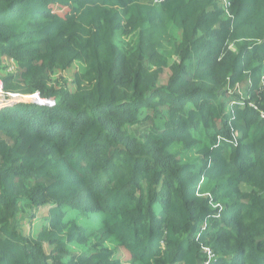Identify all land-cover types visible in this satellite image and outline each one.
Returning a JSON list of instances; mask_svg holds the SVG:
<instances>
[{
    "label": "trees",
    "instance_id": "trees-1",
    "mask_svg": "<svg viewBox=\"0 0 264 264\" xmlns=\"http://www.w3.org/2000/svg\"><path fill=\"white\" fill-rule=\"evenodd\" d=\"M224 2L0 0L49 101L0 108V264H264V0Z\"/></svg>",
    "mask_w": 264,
    "mask_h": 264
},
{
    "label": "rangeland",
    "instance_id": "rangeland-1",
    "mask_svg": "<svg viewBox=\"0 0 264 264\" xmlns=\"http://www.w3.org/2000/svg\"><path fill=\"white\" fill-rule=\"evenodd\" d=\"M55 11L57 12V13H64L65 11H66V9L65 8H55ZM118 42L120 43V44H122V45H124V46H129V44H131L132 43V35H127V34H124V33H119L118 34ZM78 69V65H77V63H75L71 68H70V70L69 71H67V72H65V73H63V75L65 76V77H68V86H70V87H73V85L71 84V75L73 74V72L75 71V70H77ZM20 95H22V94H20ZM8 97H9V95H8ZM6 98V100L8 99L7 98V95L6 94H4L3 96H1L0 97V108H2V107H4L6 104L3 102L4 101V99ZM21 99H23V100H28V101H30L31 99L28 97V96H23V97H21ZM114 243V242H113ZM113 244H110V245H108V246H112ZM120 252H123L122 251V249H120ZM117 256V255H116Z\"/></svg>",
    "mask_w": 264,
    "mask_h": 264
},
{
    "label": "clouds",
    "instance_id": "clouds-1",
    "mask_svg": "<svg viewBox=\"0 0 264 264\" xmlns=\"http://www.w3.org/2000/svg\"><path fill=\"white\" fill-rule=\"evenodd\" d=\"M222 2L223 3H225L224 2V0H222ZM1 81V80H0ZM10 94H14L16 97H12ZM38 93H34V94H30V95H20V94H16V93H7L6 95H7V100H6V98L4 99V103L6 104L5 106H9V105H12L13 103L12 102H9V100L10 99H16V98H21V97H23V96H28L29 98H30V96H34V95H37ZM8 95H9V97H8ZM40 100L42 101V102H40ZM16 103V102H15ZM34 103H37V104H48L49 103V101L47 100V99H44V98H40L39 96H38V99H37V101H35ZM208 257V256H207ZM208 259V258H207ZM210 259V258H209ZM203 264H204V262H203Z\"/></svg>",
    "mask_w": 264,
    "mask_h": 264
},
{
    "label": "built area",
    "instance_id": "built-area-1",
    "mask_svg": "<svg viewBox=\"0 0 264 264\" xmlns=\"http://www.w3.org/2000/svg\"><path fill=\"white\" fill-rule=\"evenodd\" d=\"M263 79H264V73H263ZM5 93H4V91H3V88H2V82L0 81V97L1 96H3ZM11 96H14V94H10ZM40 102H42L41 100H40ZM255 108V107H254ZM256 109V108H255ZM258 113H259V116L262 118V119H264V109H260V110H258ZM207 260L206 261H204V264H207L208 263V261H209V258L212 256V253H211V251L210 250H207Z\"/></svg>",
    "mask_w": 264,
    "mask_h": 264
},
{
    "label": "water",
    "instance_id": "water-1",
    "mask_svg": "<svg viewBox=\"0 0 264 264\" xmlns=\"http://www.w3.org/2000/svg\"><path fill=\"white\" fill-rule=\"evenodd\" d=\"M38 96H39L38 94L34 95V96H30V99H31L30 101L23 100L21 98H16V99H10L9 102H12V103H15V102H35V101H37Z\"/></svg>",
    "mask_w": 264,
    "mask_h": 264
}]
</instances>
